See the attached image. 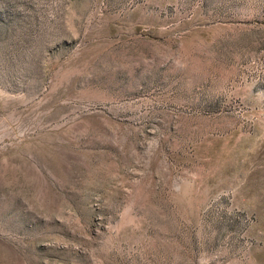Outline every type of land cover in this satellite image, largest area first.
Wrapping results in <instances>:
<instances>
[{"label": "rangeland", "instance_id": "rangeland-1", "mask_svg": "<svg viewBox=\"0 0 264 264\" xmlns=\"http://www.w3.org/2000/svg\"><path fill=\"white\" fill-rule=\"evenodd\" d=\"M0 264H264V0H0Z\"/></svg>", "mask_w": 264, "mask_h": 264}]
</instances>
